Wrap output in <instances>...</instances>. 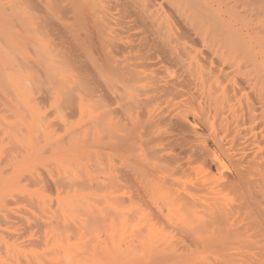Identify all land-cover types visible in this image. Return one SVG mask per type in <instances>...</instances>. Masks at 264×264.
Returning a JSON list of instances; mask_svg holds the SVG:
<instances>
[{
    "label": "bare ground",
    "instance_id": "1",
    "mask_svg": "<svg viewBox=\"0 0 264 264\" xmlns=\"http://www.w3.org/2000/svg\"><path fill=\"white\" fill-rule=\"evenodd\" d=\"M5 3L0 264H264V0ZM47 97L79 116L86 180L44 167ZM79 186L104 203L80 202L81 222Z\"/></svg>",
    "mask_w": 264,
    "mask_h": 264
},
{
    "label": "rangeland",
    "instance_id": "2",
    "mask_svg": "<svg viewBox=\"0 0 264 264\" xmlns=\"http://www.w3.org/2000/svg\"><path fill=\"white\" fill-rule=\"evenodd\" d=\"M2 5H5V6H3L2 7ZM7 6V7H6ZM3 8V9H2ZM4 9H9V5H7L6 3L5 4H1V6H0V12H2V10L4 11V12H11V10L9 9V10H4ZM21 28H24V30H25V26H22V25H20V24H16L15 25V36L18 38L19 37V35L21 34V36L20 37H24V34H25V32H24V30L22 31V29ZM17 29H19V30H17ZM12 33H14V27H12ZM17 31H19L20 33H19V35H17ZM47 37V36H46ZM17 38H15V39H17ZM20 40H22V39H24V38H19ZM55 39V40H54ZM44 40H46L45 42H47V44H45V45H47V49H48V59H49V56H51L50 57V59L48 60V62H56V60L59 58L58 57V50H59V40L55 37V36H50V37H48V38H44ZM58 41V42H57ZM20 43H21V47H23L22 48V51H24L28 56H31V57H35L34 56V51H33V48L28 44V45H26V44H24L23 45V43L20 41ZM54 43V44H53ZM49 44V45H48ZM56 45V46H55ZM29 49H28V48ZM31 49V50H30ZM58 49V50H57ZM22 51H18V50H13L12 51V53L14 54V55H17V56H19V55H24V53L22 52ZM32 51V52H31ZM56 52V53H55ZM19 53V54H18ZM49 54H51V55H49ZM53 55H56V56H54V57H56V60H54V57H53ZM52 58V59H51ZM58 61V60H57ZM57 63V62H56ZM37 68V67H36ZM57 70V71H56ZM41 71L43 72V73H41V75H43L44 74V71L41 69ZM56 71V72H55ZM69 72H71V70L70 69H67L66 70V74L67 75H69L70 73ZM53 73H58V74H60V69L58 68V67H56V69L55 70H53ZM44 77L46 78V75L44 74ZM40 79H41V81L40 82H37L38 83V85H40V89L41 88H43L44 89V91H46V89L48 90V88L49 89H51V87L53 86L51 83H49L48 81H45L44 80V78L42 79V76H40ZM47 82V83H46ZM31 84V83H30ZM50 84V85H49ZM38 85H36L35 84V86H38ZM34 85L33 84H31L30 85V88L33 90V88H34V90H36V88L35 87H33ZM46 86V87H45ZM39 87V86H38ZM39 89V88H38ZM42 92H44L43 90H41ZM45 94V92L43 93V95ZM45 95H47V94H45ZM49 97H47V98H45V100L43 99V101L44 102H42L40 105H39V107L41 108V109H43V110H46L48 113H47V116H46V118H43V120L41 119L40 121H36V124H35V126H34V129H33V132H34V135L35 136H38L40 139H41V141H44L43 142V145H44V152H45V154L43 153V156L45 157V159H44V167L48 170V172L52 175V176H54L55 178H60V180L61 179H63V180H68L69 182H71L72 181V179H73V183H78L77 182V180L78 181H81V180H86V178H87V174H88V169H89V165H90V162H89V158H88V156H86V155H83V156H79L78 158H77V155L75 156V154H74V149L72 148V145H71V142H72V140H77V133H76V130H77V122H78V119H79V116H78V118H76V115L74 114L73 116H72V114H65L64 112L62 113V114H60L62 111H59L58 110V112H56V110H54V109H52L51 107H50V101L52 100H50V99H48ZM48 102V103H47ZM56 113V114H55ZM51 115V116H50ZM67 115V116H66ZM74 116H75V118H74ZM49 117V118H48ZM51 117V118H50ZM60 117V118H59ZM66 117V118H65ZM69 117V118H68ZM71 117V118H70ZM42 122V123H41ZM41 123V124H40ZM68 123V124H67ZM76 124V125H75ZM55 125V126H54ZM52 126V127H51ZM54 126V127H53ZM60 126V127H59ZM41 127V128H40ZM44 128V129H43ZM53 128V129H52ZM60 128V129H59ZM53 131V132H52ZM73 132L74 133H76V137H74V134H73ZM72 133V134H71ZM34 135H33V137H34ZM42 135V136H41ZM56 135V136H55ZM73 137H72V136ZM60 137V138H59ZM63 137H65V138H63ZM68 137H70V138H68ZM67 138V139H66ZM50 139V140H49ZM71 141H70V140ZM55 140V141H54ZM67 140V141H66ZM64 142V143H63ZM59 143V144H58ZM57 145H59V146H57ZM64 145V146H63ZM49 150H51V151H49ZM73 150V151H72ZM56 152H58V153H56ZM74 154V155H73ZM62 155V157L63 158H61L60 156ZM65 156V157H64ZM79 159V160H78ZM88 161V162H87ZM74 165V166H73ZM79 167H78V166ZM80 168V169H79ZM83 168L85 169V170H83ZM83 172H81V171ZM55 172V173H54ZM81 172V173H80ZM57 173V174H56ZM62 173H63V175H62ZM83 174V175H82ZM68 176V177H67ZM72 176V177H71ZM81 176V177H80ZM84 177H86L85 179H83ZM76 178H78V179H76ZM84 188V186H79V187H76V190L80 193V196H78L77 197V195H78V192H76V190H74L75 192H76V196H75V192L73 193L72 191H71V193H70V190H69V194L68 193H66V192H64L65 193V195H64V193H63V191L61 192V193H63V194H61V197H69L70 196V198L72 199V201L74 202V200H76V202H74V205L75 206H77V205H79V210L81 211H79L78 210V213H77V215H78V218H79V220H80V222H81V219H83V218H88L85 214V212L84 211H82L83 209H80V204L83 202V200H84V204H86L87 203V201H88V203H90L91 202V204H98V206L99 207H103V202H101L100 203V205H102V206H100L99 205V203L97 202V201H91L90 200V198H84V197H89L88 195H85V192H86V194H89V192L87 193V191H85V190H88V189H83ZM62 190H64V189H62ZM83 190L85 191V192H83ZM66 194H68L67 196H66ZM85 195V196H84ZM75 196V197H74ZM83 197L84 199H81V198H79V197ZM75 198H77V199H75ZM79 199V200H78ZM86 200V201H85ZM77 201H78V203H77ZM81 202V203H80ZM76 203H77V205H76ZM87 203V204H88ZM86 204V205H87ZM86 205H85V207H86ZM84 207V205H82L81 206V208H85ZM92 208H94L93 206H92ZM85 213V214H84ZM85 216V217H84ZM81 217V218H80ZM90 226H91V224H90ZM89 226V227H90ZM98 228H100L101 230H97L96 229V227H94V230L93 231H95L96 233H92V234H96V237H95V235L93 236V237H95V238H98V239H96L97 240V242H96V240H95V242L97 243V244H99V243H101L100 245H102V246H104V243H105V245H109L108 244V242L107 241H105V240H108V239H106V238H108L107 237V233H104V228H101V227H99V226H97ZM97 231H96V230ZM102 229H103V231H102ZM91 231H92V229H91ZM104 235L106 236V237H104ZM98 236V237H97ZM100 239H102V240H100ZM94 241V240H93ZM101 241V242H100ZM95 242H94V244H95ZM102 242H104V243H102ZM106 242H107V244H106ZM93 243V242H92ZM122 247L124 248V243L122 242Z\"/></svg>",
    "mask_w": 264,
    "mask_h": 264
}]
</instances>
